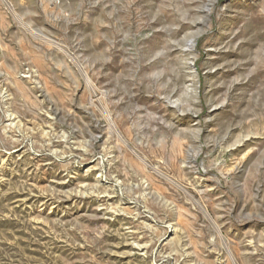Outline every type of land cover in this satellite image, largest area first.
Wrapping results in <instances>:
<instances>
[{
  "label": "rangeland",
  "instance_id": "1",
  "mask_svg": "<svg viewBox=\"0 0 264 264\" xmlns=\"http://www.w3.org/2000/svg\"><path fill=\"white\" fill-rule=\"evenodd\" d=\"M0 264H264V0H0Z\"/></svg>",
  "mask_w": 264,
  "mask_h": 264
},
{
  "label": "bare ground",
  "instance_id": "2",
  "mask_svg": "<svg viewBox=\"0 0 264 264\" xmlns=\"http://www.w3.org/2000/svg\"><path fill=\"white\" fill-rule=\"evenodd\" d=\"M193 44H194V39L191 38V39L188 41V46H189V48H192V47H193Z\"/></svg>",
  "mask_w": 264,
  "mask_h": 264
}]
</instances>
